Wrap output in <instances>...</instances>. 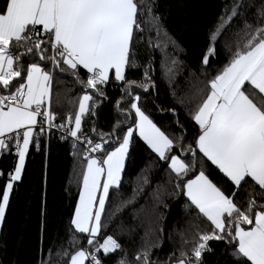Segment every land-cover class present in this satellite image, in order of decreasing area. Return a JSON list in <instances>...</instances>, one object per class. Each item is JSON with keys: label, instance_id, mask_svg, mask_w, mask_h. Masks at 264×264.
<instances>
[{"label": "snow or ice", "instance_id": "obj_1", "mask_svg": "<svg viewBox=\"0 0 264 264\" xmlns=\"http://www.w3.org/2000/svg\"><path fill=\"white\" fill-rule=\"evenodd\" d=\"M157 63L168 108L156 103ZM136 70L141 77L129 78ZM179 76L187 87L178 94ZM69 77L80 94L57 113L54 89L62 107L58 86ZM109 86L121 93L118 118L106 132L94 122L86 127ZM149 98L171 116L168 125L154 120ZM53 136L70 144L76 193L68 246L50 245L45 256L44 192L36 264H205L212 241L224 243V264H264V0H225L192 57L170 34L157 0H0V228L29 157H47ZM141 147L148 158L132 195L122 198ZM138 197L145 200L134 212L139 224L121 222L120 239L108 234L99 242ZM181 200L174 240L167 220ZM81 237L86 246L78 247ZM166 244L172 250L161 255Z\"/></svg>", "mask_w": 264, "mask_h": 264}, {"label": "trees", "instance_id": "obj_2", "mask_svg": "<svg viewBox=\"0 0 264 264\" xmlns=\"http://www.w3.org/2000/svg\"><path fill=\"white\" fill-rule=\"evenodd\" d=\"M157 4L158 11L163 16L170 34L187 51L189 57H192L193 53L199 52L204 44L207 31L215 23L225 0H157ZM154 67L159 89V99L156 103L164 108L171 107L172 98L168 94L167 84L161 82L159 64L157 63ZM141 75L142 73L136 70L130 74L129 78L139 79ZM174 86H177L178 94L182 92L187 87L184 76L177 77ZM56 90L54 89L53 108L57 113L66 111L70 107L68 101L77 98L80 94L78 86L71 83L70 77L67 78L64 84L58 86L62 101L61 107L55 103ZM107 94V100L100 104L96 116L91 118L86 127H90L91 122H94L98 130L106 132L115 123L118 118L115 101L120 98L121 93L118 88L109 86ZM155 95L156 93H153V96ZM145 107L152 108L151 98L145 102ZM152 111L154 120L158 124L168 125L171 122L172 118L169 114L161 113L154 108ZM180 118L181 120L184 119L182 114ZM58 122L60 121L58 120ZM188 135L189 137L194 135V131L190 127ZM70 151L69 143L60 142L53 137L47 157L43 154H35L29 157L23 184L19 187V196L10 206L5 226L0 228V264H36L39 256L38 249L41 247L38 227L39 207L45 191L49 217L48 227L43 235L44 255H48L47 249L50 245L54 247L68 246L66 225L70 212L69 205L76 193L75 183L70 185L73 170V159L69 155ZM147 158L148 154L142 147L133 152L134 163L129 166L124 176L122 198L132 195L136 173L143 167ZM10 163L11 160H9V165ZM2 183L3 181L0 180V184ZM246 198V195H241L240 202L243 203ZM144 203L145 200L138 197L135 205H128L118 212L113 221L105 229H102L101 235L98 237L99 242H102L104 236L108 234L120 239L118 226L121 222L126 227H136L139 220L134 219V212ZM169 203L175 204V201L169 200ZM182 204L183 201L181 200L172 208L170 218L167 220L168 231L166 235L171 234L174 240L179 239L174 228L183 222ZM137 233L143 234L140 228H137ZM80 239L81 243L77 246H86V240L83 237ZM209 243L213 252L205 254V264H217L218 261L219 264H224V243L221 241ZM171 250V244H166L161 255L166 256ZM107 264H111V261H108Z\"/></svg>", "mask_w": 264, "mask_h": 264}, {"label": "built area", "instance_id": "obj_3", "mask_svg": "<svg viewBox=\"0 0 264 264\" xmlns=\"http://www.w3.org/2000/svg\"><path fill=\"white\" fill-rule=\"evenodd\" d=\"M56 122L59 123L58 120ZM53 132H55V130H53ZM54 137H57L58 138V136H54Z\"/></svg>", "mask_w": 264, "mask_h": 264}, {"label": "bare ground", "instance_id": "obj_4", "mask_svg": "<svg viewBox=\"0 0 264 264\" xmlns=\"http://www.w3.org/2000/svg\"><path fill=\"white\" fill-rule=\"evenodd\" d=\"M53 137H54V136H53ZM55 138H56L58 141H60L57 137H55ZM60 142H61V141H60ZM102 242H103V241H102ZM102 242H101V243H102Z\"/></svg>", "mask_w": 264, "mask_h": 264}]
</instances>
